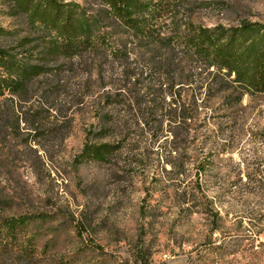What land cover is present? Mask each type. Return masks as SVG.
<instances>
[{"label": "rangeland", "instance_id": "rangeland-1", "mask_svg": "<svg viewBox=\"0 0 264 264\" xmlns=\"http://www.w3.org/2000/svg\"><path fill=\"white\" fill-rule=\"evenodd\" d=\"M174 22L227 28L264 23V0H189L160 27L171 33L178 28ZM0 27L19 39L55 41L53 33L12 15L8 0H0ZM107 36L94 37L103 56L104 40L108 50L117 49V37ZM79 62L62 58L52 65L62 84L55 85L51 112L45 113L36 145L40 158L28 149L22 125L11 140L9 163H0V193L13 200L0 208V216L48 217L7 236L0 264H264V96H247L231 111L215 107L216 125L197 134L195 144L177 146L176 153L139 144V129L121 142L122 130L114 124L127 117L130 105L112 101L111 137L101 142L120 143L117 155L108 165L75 168L74 158L98 125L97 104L119 83V77L106 76L103 90L97 73L88 77ZM104 64L121 73V62ZM204 158L211 162L201 174Z\"/></svg>", "mask_w": 264, "mask_h": 264}, {"label": "trees", "instance_id": "trees-1", "mask_svg": "<svg viewBox=\"0 0 264 264\" xmlns=\"http://www.w3.org/2000/svg\"><path fill=\"white\" fill-rule=\"evenodd\" d=\"M87 1L8 0L12 15L24 16L32 28L41 26L53 33L55 41L19 39L14 31L0 27L1 164L9 163L11 140L21 133L22 125L28 131V149L40 158L36 145L43 133L45 113L51 112L55 85L62 84L52 65L62 58L79 60L89 69L88 77L96 72L103 90L107 89L106 76L119 77L116 87L106 91L96 106L98 125L90 130L81 153L74 158L75 168L88 162L108 165L117 155L120 143L101 142L111 137L107 130L112 101L125 99L130 105L127 117L114 124L122 130L121 142L130 131L139 129V144L176 153L177 146L195 144L197 134L216 125L211 122L215 107L231 111L247 96H264V23L242 22L227 28L174 22L178 28L165 33L160 21L189 0ZM88 5L99 10L94 12ZM103 33L111 34L108 40L117 37L113 39L116 50H108L104 40V56L94 40ZM109 59L121 62V73L105 68ZM210 162V158L202 159L201 174ZM167 163L173 172L183 175L176 163ZM12 201L0 193V208ZM47 219L43 214L0 216V247L18 229Z\"/></svg>", "mask_w": 264, "mask_h": 264}]
</instances>
